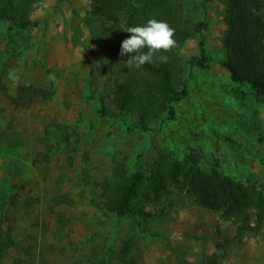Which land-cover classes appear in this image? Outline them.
Returning a JSON list of instances; mask_svg holds the SVG:
<instances>
[{"label": "rangeland", "instance_id": "obj_1", "mask_svg": "<svg viewBox=\"0 0 264 264\" xmlns=\"http://www.w3.org/2000/svg\"><path fill=\"white\" fill-rule=\"evenodd\" d=\"M205 4L196 17L207 21L206 29L181 52L197 55L203 38L208 65L194 62L176 119L146 132L111 98L109 114L99 110V94H113L104 65L114 49L100 39V28L84 21L90 0H39L30 14L37 25L27 29L9 32L0 21V86L6 87L0 88V232L3 243L12 241L0 264H75L108 247L116 256L112 264L201 263L214 254L223 264H264V224H256L253 209L250 227L243 228L200 204L161 216L160 202L152 201L146 210L155 217L143 230V221L109 215L97 202L94 181L110 175L116 159L144 164L163 153L183 158L194 147L203 169L264 189V99L250 85L232 81L222 65L227 0ZM11 69L19 74L16 84L8 79ZM25 84L53 87L55 94L16 106L7 93L19 95ZM49 131L53 143L70 137L72 160L65 141L47 152ZM64 193L70 199L56 204L54 197ZM30 197L40 201L27 207Z\"/></svg>", "mask_w": 264, "mask_h": 264}, {"label": "trees", "instance_id": "obj_2", "mask_svg": "<svg viewBox=\"0 0 264 264\" xmlns=\"http://www.w3.org/2000/svg\"><path fill=\"white\" fill-rule=\"evenodd\" d=\"M38 1L0 0V21L6 24L9 32L37 25V21L30 14ZM207 1L90 0L84 21L100 28V39L110 46L113 45L114 49L110 53L112 59L104 65L106 69L110 67L106 72L110 76L108 86L113 94L105 95L102 92L97 97L102 114H109L106 100L111 98L116 110L132 117L133 125L145 132L154 129L158 124L176 119V104L189 93L194 62L199 67H206L209 62L210 57L203 38L199 41L197 55L187 57L181 52L188 39L202 35L206 29L207 21L196 16L206 11ZM224 17L227 26L223 39L226 55L222 65L228 70L232 81L250 85L257 97L264 99V0H227ZM152 18L168 23L175 30L177 47L169 52L156 54L157 57L166 55V63L157 60L156 63L142 66L128 65L126 61L131 54L123 58L119 55L121 42L130 36L123 29L143 26ZM142 51L146 52L147 49ZM25 85L17 96L7 93L16 106L29 104L33 96L49 99L55 94L53 87ZM0 88L6 91L5 84ZM48 133V153L62 149L63 141L67 142L64 147L68 153L74 151L75 144L71 145L68 135H64L62 140L57 138L53 143L51 132ZM84 156L87 160L86 152ZM44 158L50 159L48 154ZM69 159H73L70 153ZM129 159L130 157L116 159L110 175L94 181L100 189L98 205L109 215L119 219L143 221L142 228L147 230L149 219L155 217L154 213L146 210L147 206L152 201H158L161 216L168 209H182L200 204L207 210L220 213L225 219L238 222L243 228L250 227V211L253 209L256 212V224H264V189L255 182L222 176L215 169H203L200 165L202 153L197 147L191 148L183 158L163 153L149 162H137L136 165H131ZM84 172L85 181L90 184L89 169ZM13 196L16 193L10 199L15 203L13 199L16 197ZM54 199L58 204L63 199H70V195L64 193ZM39 201L40 197H30L25 204L30 207ZM2 207L0 205L1 210ZM11 243L12 241L9 244L3 243L1 231L0 260ZM100 253L102 254L87 255L75 264H112L116 258L112 247L105 250L101 248ZM184 264H223V261L221 255L214 254L201 263L185 260Z\"/></svg>", "mask_w": 264, "mask_h": 264}, {"label": "clouds", "instance_id": "obj_3", "mask_svg": "<svg viewBox=\"0 0 264 264\" xmlns=\"http://www.w3.org/2000/svg\"><path fill=\"white\" fill-rule=\"evenodd\" d=\"M123 31L130 33V36L121 42L119 55L123 57L131 54L126 61L128 65L135 63L142 66L146 63H156L157 60L166 63L168 61L166 55L157 57L156 54L169 52L177 47V41L174 39L175 30L168 23L155 18L149 19L143 26L127 27ZM143 49L147 51H142ZM7 75L14 84L18 83L20 77L15 69L9 70ZM49 79L55 81L56 78L50 75Z\"/></svg>", "mask_w": 264, "mask_h": 264}]
</instances>
